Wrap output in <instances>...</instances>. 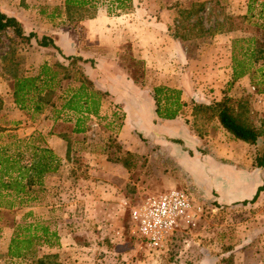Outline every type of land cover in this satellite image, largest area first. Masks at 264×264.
<instances>
[{
	"label": "crops",
	"instance_id": "1",
	"mask_svg": "<svg viewBox=\"0 0 264 264\" xmlns=\"http://www.w3.org/2000/svg\"><path fill=\"white\" fill-rule=\"evenodd\" d=\"M46 3L59 7L48 13L40 6ZM137 3L140 6L137 4L136 12L140 16H128L131 15L128 13L120 17L107 16L99 10L75 6L73 2L69 4L67 0H0V10L18 17L27 33L35 31L41 36L55 37V46L48 47L37 45V40L33 38L32 42L37 44L20 48L17 55L23 60L22 66L26 64L25 67L31 69L37 67L33 75L39 74L43 65H48L49 87L56 90L57 97L72 94L73 88L80 87L87 77L94 88L101 92L98 114L92 117L112 118L117 109L123 111L124 119L117 133L123 148L139 152L140 148L147 147L148 140H153L168 149L170 156L189 177L191 185L204 198L221 205L251 200L259 187L264 185V169L256 165V145L233 138L219 121V135L210 133L208 139L201 137L184 121L182 112L190 102L210 103L221 100L227 94L237 98L243 95L248 86L255 90L259 109L264 111V51L261 54L257 45L261 41L260 34L264 33V0H145ZM187 4L188 7H201L198 15L190 17V23L193 24L196 16H199L204 32L197 34L198 29L185 31L191 37L183 39L176 36V31L178 27L181 31L185 25V19L181 16L188 7L183 10L180 7ZM148 5L158 11L151 12ZM204 11L216 15L215 26L207 27ZM62 15L67 22L61 23V26L58 22L43 33L27 21V16ZM137 18L138 21H135ZM240 19L242 22H239ZM145 25L150 30L148 36L145 35ZM145 37L155 39L157 45L155 41L145 43ZM129 41L143 66L140 81L130 71L135 66L132 57L135 55L131 56L125 51L124 47ZM239 41L243 42L241 46L237 45ZM167 51L172 61L166 60ZM148 52H151V56H148ZM74 57L79 59L73 62ZM241 67L245 68V73L236 76L235 70ZM64 71H70L71 77L65 78ZM157 86L181 90L180 100L185 105L175 118L158 115L153 96ZM14 113L21 118L24 112L17 106ZM57 115L55 110L46 108L42 113H35L34 117L47 116L53 120L49 131L51 137L45 147L51 148L59 156L61 168L70 165L74 169L72 176L79 177L74 181L76 184L67 189L70 197H73L68 203L84 208L83 201L91 198L93 205H103V200L112 192L122 191L117 183L127 179L129 170L99 153H91L87 161L88 174L80 176L75 167L79 160L72 153L76 145H87L85 138H91L90 134L95 128L77 125V117L81 116L78 113L64 109L58 119ZM68 119L74 121L69 124V130L61 132L54 129L55 122ZM78 127L84 129L78 131ZM141 136L147 139L145 146H142ZM74 137H82L83 140L69 139ZM31 162L32 157L26 165L29 163L30 166ZM60 167L57 171L48 172L45 180L56 176ZM247 205L255 213L252 215L254 227L252 232L245 233L238 243L233 244V258H229L234 259L236 264H264V189L254 202ZM70 226L71 233L86 229L84 225L73 222ZM12 233L13 228L5 238L4 257L8 264L20 261L8 254ZM61 243L67 245L68 242L61 240ZM70 245L76 244L71 241ZM52 254L60 256L59 252H45L40 257Z\"/></svg>",
	"mask_w": 264,
	"mask_h": 264
},
{
	"label": "rangeland",
	"instance_id": "2",
	"mask_svg": "<svg viewBox=\"0 0 264 264\" xmlns=\"http://www.w3.org/2000/svg\"><path fill=\"white\" fill-rule=\"evenodd\" d=\"M137 1L144 2L145 0H95L94 3L87 4L85 7L91 10H99L101 13L112 17H120L126 13L131 14L128 16H140L136 12L137 4L140 6ZM40 6L44 7L48 13L54 11L56 6L59 7V5L47 3ZM187 7L188 4L180 7V9L183 10ZM148 8L151 12L158 11L151 5H148ZM40 17L27 16V21L34 28L37 27L38 32L41 33L54 27L58 22L60 26L61 23L67 22L63 15L46 16L41 17V19ZM171 17L173 18V12ZM181 17L187 20L186 16L185 18L184 16ZM193 17L195 18V16ZM203 18L207 27L215 26L216 15L204 11ZM185 23L188 22L185 21ZM149 32L148 26L145 25V35L148 36ZM146 37L145 43L155 41L154 43L157 45L155 39ZM260 39L264 43V33L260 34ZM33 42L31 39L16 35L12 29L0 33V100L2 101L0 104V127L4 129L0 132V143L2 144H12L20 138L27 139L30 137L31 140L34 138L36 144L45 146L51 137L49 131L53 126V120H50L48 115L31 118V113L22 109L24 113L21 114V118H18L14 113V109L17 108L12 93L14 78L22 74L33 75L37 70V67L34 69L26 68V64L22 66L23 60L19 59L17 53L20 48L34 47L37 43ZM242 44L243 42L239 41L237 45L241 46ZM245 44L247 43L245 42ZM124 48L131 56L132 54L135 55L130 41ZM154 55L156 56V54ZM135 56H132L135 60V66L130 71L140 81L143 77V66L141 60L137 59L139 55ZM148 56H151V52H148ZM169 56L170 53L167 51L165 53L166 60L170 59ZM245 89L243 95L237 98H244V105L248 106L250 110L247 113L249 118L259 124L260 116L264 115V111L259 109V100L255 90L249 86ZM193 107L194 102H190L183 110L184 121L191 128H199L201 132H205L206 139L210 133L219 135L218 119H211L210 121L203 119L204 117L195 119ZM123 119V111L117 109L116 115L112 118L91 117L84 122L85 125L95 129L90 134L91 138H85V141L88 142L87 145H76L72 153L79 160L75 167L80 176H87L88 174L87 161H89L91 153H99L107 159L108 156L125 155L127 149L120 147L121 142L117 134ZM73 122L69 119L66 121L58 120L55 122L54 129L64 132V129L69 130V124H73ZM81 138L69 139L83 140ZM141 138L142 146H145L147 139H144L143 136ZM148 141L150 142L146 143V148H140L139 152H134L137 157L131 170H129L127 179H122L117 183L123 192H112V195H108L106 200H103V205L95 206L92 199L89 198L88 201H83L84 208L70 206L68 201L73 197H70L67 189L73 187L76 184L74 181L79 177L72 176L71 171L74 169H71L72 166L70 165H65V167H60L56 176L53 175L54 177L44 181L49 188L48 191L36 187V192L33 191L32 194H37V200L24 202V205L15 213L4 212L2 219H0V264L6 262L8 264L4 257L7 241L5 238L7 239V235H9L13 219L22 220L23 212L29 208L42 215L43 218L54 220L51 223V229L57 231L58 235L51 238L53 245L48 243L38 245L39 255L45 252L60 253V256L57 255L49 259L52 264H63V262L66 264H236L234 259L229 261L228 258L233 256L231 255V248L235 246L233 244L238 243L245 233L252 232L254 227L252 215L255 214L252 207L244 201L235 202L233 205H221L212 199L204 198L191 185L189 177L170 156L168 149L154 143L153 140ZM258 146L255 147L256 150ZM31 157L30 154L25 155L22 163L26 165ZM175 187L193 193L203 204L204 214L196 226L177 232L163 248L145 247L138 235L133 232L130 209L150 195ZM115 194L118 196L115 197ZM125 199H127L126 202ZM46 203L54 206L47 207ZM72 222L80 224V226L84 225L86 229L71 233L70 224ZM65 223L68 227L60 226V224ZM61 240L65 243L68 242L67 245L62 244ZM71 241L75 242L76 245L71 246ZM58 242L59 244H57ZM16 264L36 263L31 258L27 261H17Z\"/></svg>",
	"mask_w": 264,
	"mask_h": 264
},
{
	"label": "trees",
	"instance_id": "3",
	"mask_svg": "<svg viewBox=\"0 0 264 264\" xmlns=\"http://www.w3.org/2000/svg\"><path fill=\"white\" fill-rule=\"evenodd\" d=\"M95 0H67V3L73 2L75 6H85L94 3ZM199 7H188L182 12V16H186L185 21L188 23L177 28V37L188 39L189 33L185 31H196L197 34L204 32V26L199 16L196 21L190 23V17L199 14ZM235 21L237 18L230 17ZM242 20V19H240ZM12 29L16 35L26 37L28 39L35 38L41 46H55V37L52 35H39L35 31L27 33L23 22L16 16L8 15L0 10V33ZM190 32V33H191ZM262 54V41L257 43ZM71 58V57H68ZM79 59L74 57V61ZM81 59V58H80ZM48 65H43L41 72L37 75L16 76L13 80V97L16 105L27 110L34 118L35 113H42L46 108H51L57 112L56 119L59 118L61 111L66 109L80 114L77 117L76 124L84 126V122L90 119L91 115L98 114V106L100 104L101 92L94 88L93 83L84 79L78 88H73L72 94L66 96H56L53 88L49 87L48 74L50 70ZM245 68L241 67L235 70V75H243ZM64 77L69 78L72 74L70 71H64ZM56 73L52 75L53 79ZM138 80V79H137ZM61 81V78H60ZM65 94V93H64ZM153 96L157 104V113L160 117L169 119L175 118L180 109L185 105L181 102V90L167 87L157 86L154 88ZM54 97L56 98L54 100ZM244 98H234L231 95H225L221 100H215L210 103L194 102L193 114L195 119L203 118L206 120L218 119L220 124L230 132L231 136L248 143L258 146L256 150V165L264 169V115L260 116V123L256 124L249 118V107L244 105ZM2 101L0 100V104ZM170 104V105H169ZM261 114V113H260ZM191 128V127H190ZM84 127H78L77 130H83ZM198 129V130H197ZM191 128L197 135L205 137V132H201L199 128ZM4 129L0 127V132ZM33 141V142H32ZM181 142V140H175ZM120 147L122 145L120 144ZM119 147V149H121ZM32 156L30 166L24 165L22 160L25 155ZM137 155L129 150L125 151L124 156H108L112 162L124 165L131 170ZM59 156L51 149L36 144L31 138L18 139L12 144L0 143V219L4 212H16L20 209L24 202L37 200V188L48 191L45 185V177L48 172L57 171L60 167ZM37 187V188H36ZM264 189V185L260 186L257 193L251 200H244V203L254 202L260 191ZM32 195V196H31ZM52 205V204H48ZM137 204V203H136ZM54 220L43 218L30 209L23 212L22 220L13 219V233L9 244L8 254L12 259L27 261L32 258L36 264H52L49 261L51 257L57 254L44 255L40 257L38 254V245L41 243H50L52 237H57V232L51 229V223ZM230 261L231 258H228Z\"/></svg>",
	"mask_w": 264,
	"mask_h": 264
},
{
	"label": "built area",
	"instance_id": "4",
	"mask_svg": "<svg viewBox=\"0 0 264 264\" xmlns=\"http://www.w3.org/2000/svg\"><path fill=\"white\" fill-rule=\"evenodd\" d=\"M204 206L190 191L170 188L150 195L130 209L133 232L148 248H163L177 232L194 227Z\"/></svg>",
	"mask_w": 264,
	"mask_h": 264
}]
</instances>
